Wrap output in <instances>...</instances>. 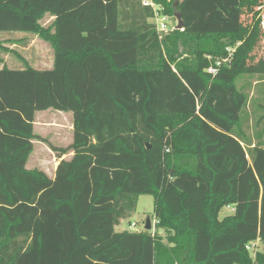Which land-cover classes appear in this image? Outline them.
Returning a JSON list of instances; mask_svg holds the SVG:
<instances>
[{"label":"trees","instance_id":"1","mask_svg":"<svg viewBox=\"0 0 264 264\" xmlns=\"http://www.w3.org/2000/svg\"><path fill=\"white\" fill-rule=\"evenodd\" d=\"M143 1L0 0V34L53 47L49 68L0 67V264H264L247 248L264 246V144L238 83L264 79V0H153L181 14L162 36ZM47 109L73 114L54 177L27 167ZM141 195L154 231H117Z\"/></svg>","mask_w":264,"mask_h":264},{"label":"rangeland","instance_id":"2","mask_svg":"<svg viewBox=\"0 0 264 264\" xmlns=\"http://www.w3.org/2000/svg\"><path fill=\"white\" fill-rule=\"evenodd\" d=\"M52 18L50 14H46L42 19V24L48 26L53 20ZM261 18L263 20V35L253 52L254 62L264 58V7L261 11ZM250 20L248 16L244 21L250 22ZM160 21L166 23L169 29L177 26L178 22L175 16H168ZM0 39L6 48L0 50V67L6 65L11 68H19L28 64L36 68H49L53 64V47L37 34L7 31L0 34ZM248 81L251 82V86ZM238 83L250 93L246 131L255 142L259 139L257 135H261V141L264 144V131L262 130L264 129V80H260L259 74H254L253 76L245 75ZM242 116L244 119L245 111H243ZM35 122V133L38 135V139L34 141V151L29 157L27 167L29 169L38 168L44 171L49 177H53L56 167L59 164V157L57 153L51 150L49 144L58 147H67L72 143L73 114L55 109L42 110L37 112ZM71 156L72 153H67L63 156V159H70ZM233 213L234 208L227 206L221 210L219 217L222 219ZM148 217L151 218L152 230L154 231L156 224L154 196L141 195L135 211L128 218L123 219L121 224L116 226V230H145ZM160 232L162 233L163 231ZM263 249V243L257 240L255 248H252L251 253L253 255L254 251H262Z\"/></svg>","mask_w":264,"mask_h":264},{"label":"built area","instance_id":"3","mask_svg":"<svg viewBox=\"0 0 264 264\" xmlns=\"http://www.w3.org/2000/svg\"><path fill=\"white\" fill-rule=\"evenodd\" d=\"M143 4L146 6H151L153 8V10H154V18L153 19L157 25V29L160 33V36L167 33L169 30V27L166 25V23H164L163 21H160V20L167 17V16H164L161 14L162 7L160 5L154 3L153 0H144ZM236 48H237V46L227 47L226 48L227 53H228L227 57H225L224 59H220V60L215 61V64L210 65L207 68V71L212 75H216L218 73L220 67L232 59L233 53L235 52ZM255 243L256 242H252L247 246V248L250 250V252L252 251V248H255ZM253 255H255V251L253 252Z\"/></svg>","mask_w":264,"mask_h":264},{"label":"water","instance_id":"4","mask_svg":"<svg viewBox=\"0 0 264 264\" xmlns=\"http://www.w3.org/2000/svg\"><path fill=\"white\" fill-rule=\"evenodd\" d=\"M176 19H177V29H183V22H182V18H181V14L177 13L175 15ZM145 230L150 231L152 230V222H151V218L148 217L146 220V225H145Z\"/></svg>","mask_w":264,"mask_h":264},{"label":"crops","instance_id":"5","mask_svg":"<svg viewBox=\"0 0 264 264\" xmlns=\"http://www.w3.org/2000/svg\"><path fill=\"white\" fill-rule=\"evenodd\" d=\"M151 21L154 22V19H151ZM263 80H264V79H261V81H263ZM35 126H36V122H35ZM72 130H73V129H72ZM71 157H72V156H71ZM61 159H63V157H61V158L59 157V162H60ZM65 159H66V158H65ZM56 168H57V167H56ZM54 176H55V173H54ZM54 176H53V177H54Z\"/></svg>","mask_w":264,"mask_h":264}]
</instances>
